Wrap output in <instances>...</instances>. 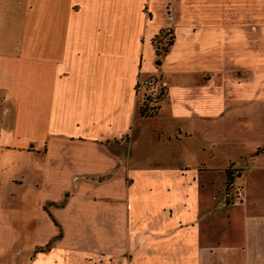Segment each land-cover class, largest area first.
<instances>
[{"label":"crops","instance_id":"0c3cea01","mask_svg":"<svg viewBox=\"0 0 264 264\" xmlns=\"http://www.w3.org/2000/svg\"><path fill=\"white\" fill-rule=\"evenodd\" d=\"M259 158L264 0H0V264H264Z\"/></svg>","mask_w":264,"mask_h":264},{"label":"built area","instance_id":"2783aa9c","mask_svg":"<svg viewBox=\"0 0 264 264\" xmlns=\"http://www.w3.org/2000/svg\"><path fill=\"white\" fill-rule=\"evenodd\" d=\"M161 39L154 42L155 53L161 56L167 47V31ZM135 91L138 95V108L147 116L153 115L159 108V103L166 93L165 81L156 75L139 76L136 82ZM238 195L234 193V197Z\"/></svg>","mask_w":264,"mask_h":264},{"label":"trees","instance_id":"16d2710c","mask_svg":"<svg viewBox=\"0 0 264 264\" xmlns=\"http://www.w3.org/2000/svg\"><path fill=\"white\" fill-rule=\"evenodd\" d=\"M161 34H162V32H161ZM166 34L168 35L166 44H167V46H169L171 44V41H172V35L168 31H167ZM162 35L164 36L165 33H163ZM165 51H166V48H165ZM138 112L142 116H147L140 109H139ZM231 181H232V177L229 174H226L225 181H224V192H225V201L226 202H229L233 198V196H234V191L231 192V189H230V187H231Z\"/></svg>","mask_w":264,"mask_h":264},{"label":"rangeland","instance_id":"374dc122","mask_svg":"<svg viewBox=\"0 0 264 264\" xmlns=\"http://www.w3.org/2000/svg\"><path fill=\"white\" fill-rule=\"evenodd\" d=\"M163 34V33H162ZM162 34H159L156 38H155V40H154V42L157 40V39H161L162 37L161 36H163ZM161 37V38H160ZM168 48V46L166 47V49ZM156 54V53H155ZM157 55V54H156ZM158 56V55H157ZM246 160H247V162L249 161V158H246ZM219 161V160H218ZM257 163H260V164H263L264 163V159H262V158H259L257 161H256ZM256 163V164H257ZM259 176L260 177H262V174L260 173L259 174ZM259 177V178H260ZM257 182V187L258 188H262V185H261V182H262V179H260V181H256ZM255 182V183H256ZM230 189H231V192H233L234 191V193H236V194H238V192H239V187L237 186H235L234 184H233V180L231 181V187H230Z\"/></svg>","mask_w":264,"mask_h":264}]
</instances>
